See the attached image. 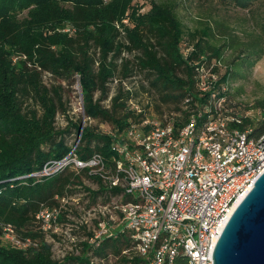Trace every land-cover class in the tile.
I'll list each match as a JSON object with an SVG mask.
<instances>
[{
    "label": "trees",
    "instance_id": "trees-1",
    "mask_svg": "<svg viewBox=\"0 0 264 264\" xmlns=\"http://www.w3.org/2000/svg\"><path fill=\"white\" fill-rule=\"evenodd\" d=\"M123 1L0 0V220L13 224L18 231L25 229L21 232L24 236L44 238L38 231L31 232L35 215L42 208L58 207L61 199L81 195L78 205L89 211L123 192L108 188L98 176L90 179L97 187L91 191L71 168L35 175L46 163L59 161L73 150L69 140L73 141V155L78 160L88 161L99 155L110 169L116 156L110 149L113 138L107 133L89 127L80 134L79 121H69L67 132L54 129L56 114L67 111L61 98L56 96L55 100L52 89L43 84V74L66 82L78 74L83 84L91 85L82 89L85 115L121 134L133 121L150 116L151 109L161 118L163 107L169 114H177V127L185 125L191 116L199 124L213 119L210 112H204L208 102L199 95L195 80L196 70L204 63L200 58L205 54L225 69L218 84H225L228 93L231 81L246 79V74L264 59V18L255 20V32H238L241 26L245 29V19L232 25L224 18L199 21L197 27L187 31L177 13V2L157 0L151 2L146 21L126 32L118 27L115 12ZM212 1L227 9L246 5L243 0ZM62 21L69 24L72 34L52 32ZM186 37L194 48L187 58L181 53ZM125 52L131 58L122 56ZM12 54L20 56L15 63ZM119 67L123 79L138 77L140 82L127 88L120 85L109 98L106 84L115 78ZM95 90H100V97L93 101ZM147 95L150 98L146 101ZM28 100L36 102L40 110L26 106ZM133 105L143 113L135 114ZM241 118L240 127L244 129L249 121ZM252 132L253 136L264 134V122ZM81 246L82 256H66L62 264H92V259L105 264L112 260L114 264H146L120 233L100 240L97 246ZM124 250H129L127 255L122 253ZM50 255V246L43 242L39 249L27 253L0 244V264H60Z\"/></svg>",
    "mask_w": 264,
    "mask_h": 264
},
{
    "label": "built area",
    "instance_id": "built-area-1",
    "mask_svg": "<svg viewBox=\"0 0 264 264\" xmlns=\"http://www.w3.org/2000/svg\"><path fill=\"white\" fill-rule=\"evenodd\" d=\"M209 70L199 66L195 80L199 95L207 94L204 112L211 113L210 121L199 124L191 116L177 127V114L146 116L121 134L107 133L113 138L110 149L116 155L110 169L99 155L81 161L71 151L35 174L88 169L108 188L123 191L108 204L92 208L109 213L117 229L111 233L109 220H102L97 231L84 238L87 244L97 246L100 240L120 233L146 264H212L214 247L235 204L264 173V134L253 136V129H241V116L224 108L227 86L218 84L220 74ZM188 102L186 99L185 104ZM131 110L143 113L135 105ZM68 201L61 199L58 207L38 211L34 227L43 235L56 236L70 214ZM16 231L13 224L0 220V239L5 246L23 252L37 248L35 241L20 238ZM91 263L105 264L100 259Z\"/></svg>",
    "mask_w": 264,
    "mask_h": 264
},
{
    "label": "rangeland",
    "instance_id": "rangeland-1",
    "mask_svg": "<svg viewBox=\"0 0 264 264\" xmlns=\"http://www.w3.org/2000/svg\"><path fill=\"white\" fill-rule=\"evenodd\" d=\"M157 0H126L120 2L117 5L115 10L117 18L119 19L118 27L126 32H132L143 24L150 14V5L151 2ZM177 2V13L185 25L186 30H193L198 26L199 21H210L216 18H224L229 21L230 24L235 25L237 23H242V19L247 20L243 25L245 29L241 26V29H237L238 32L242 30H248L255 32V20L264 18V0H243L245 6H235L229 9L222 8L212 0H175ZM23 15L22 17H24ZM54 33L61 34H72L73 30L70 28L69 24L66 21L58 23L54 28ZM193 47L190 45L188 37L184 38L183 43L181 44V53L185 58H187L193 51ZM95 50L92 49L91 53L94 54ZM18 54H12L14 63L16 60L20 59ZM17 56V57H16ZM98 56L96 53L95 57ZM128 58H131L126 52L122 55ZM229 56V53L226 54ZM204 63H201L200 66L210 67L209 72H215L217 74H223L225 69L219 64H215V59L210 58V54L207 53L200 58ZM12 61V62H13ZM96 69V68H95ZM32 70V69H30ZM122 68H118L116 76L114 79H111L110 82L106 84L109 98L113 96L114 91L121 85L125 88L139 84L138 77L135 79H123L122 77ZM246 79H241L239 77L236 80L231 81L229 87V93L227 96L225 109L228 110L231 114H237L241 117L248 119L247 128L253 129L260 122H264V59H261L256 63V65L246 74ZM42 82L48 88L52 89V96L57 100L56 96L61 98L64 109L67 111L65 114L58 112L56 117L53 119L54 129L60 133L67 132L69 130V121L78 122L81 126L80 134L83 130L91 128L97 133H108L110 128L105 126L103 123L99 122L94 118H89L84 113V102L85 97L83 95L82 89L86 85L91 87L88 83H82L81 77L77 74L69 79V81H62L51 77L48 74L42 75ZM207 94L205 93L204 96ZM100 97V90H95L93 92V101L98 100ZM150 95L146 96V101L149 100ZM110 100L105 104L108 106ZM27 105H31L29 108H34L40 110V106L32 101L28 100ZM57 105L59 103L57 102ZM165 109V110H164ZM164 112V115H170L167 112L165 107L161 108ZM151 115L149 118H158L155 112L151 109ZM79 138V137H78ZM77 141V140H76ZM68 146L73 150V141H68ZM72 150V151H73ZM71 171L78 174L83 182V186L90 189L91 191L96 190V186L92 183L94 176H91L88 173H83L81 171H76L71 168ZM91 179V180H90ZM81 195L73 200H69L70 212L69 216L63 220L62 226L56 236H47L41 233V236L44 238L38 239L34 236H24L21 234L25 229H17V235L22 239L30 238L31 240L37 243V249L41 246V242L46 243L50 246V257L53 261L59 262L62 264L66 256H82L84 254V249L81 244L86 243L84 238H87L89 234H93L94 230L97 231L98 223L102 220L108 221L110 214L105 212L102 208L91 209L85 211L83 206L78 205L79 198ZM108 228L111 233L117 229L116 224L112 221H108ZM71 229H74L78 232L77 238L73 237ZM37 227L33 228L31 232L37 234ZM70 233V234H69ZM74 238V239H72ZM0 244L3 247L5 246L0 239ZM20 251V250H17ZM23 252V251H20ZM27 253V252H24ZM110 262V264H114Z\"/></svg>",
    "mask_w": 264,
    "mask_h": 264
},
{
    "label": "water",
    "instance_id": "water-1",
    "mask_svg": "<svg viewBox=\"0 0 264 264\" xmlns=\"http://www.w3.org/2000/svg\"><path fill=\"white\" fill-rule=\"evenodd\" d=\"M211 258L212 264H264V173L235 207Z\"/></svg>",
    "mask_w": 264,
    "mask_h": 264
},
{
    "label": "bare ground",
    "instance_id": "bare-ground-1",
    "mask_svg": "<svg viewBox=\"0 0 264 264\" xmlns=\"http://www.w3.org/2000/svg\"><path fill=\"white\" fill-rule=\"evenodd\" d=\"M237 204H238V203H237ZM237 204H235V206H236ZM235 206H234V207H235Z\"/></svg>",
    "mask_w": 264,
    "mask_h": 264
}]
</instances>
